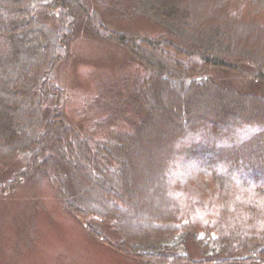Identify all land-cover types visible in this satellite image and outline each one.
Returning <instances> with one entry per match:
<instances>
[{"label": "trees", "instance_id": "1", "mask_svg": "<svg viewBox=\"0 0 264 264\" xmlns=\"http://www.w3.org/2000/svg\"><path fill=\"white\" fill-rule=\"evenodd\" d=\"M134 2L142 16L164 27L162 35L105 29L83 0H0V170L16 164L0 182V193L45 176L89 236L111 245L101 230L110 228L119 247L144 264H264V135L258 142L253 138L264 130V92L241 91L211 76L237 72L264 84V59L233 42L240 21L264 30V19L252 15L264 0H217L221 18L199 31L187 20L195 0ZM84 27L124 47L143 71L127 102L129 126L93 142L81 141L64 120V92L55 73ZM193 95L223 100L221 120L197 113L191 121L192 112L201 110L189 103ZM159 98L177 127L162 139V151L145 150L140 167L133 149L147 129L166 127ZM247 108L254 110L252 118H245ZM150 151L161 154L155 160L161 171L148 166ZM185 168L199 177L188 188L192 199L176 185L175 175ZM144 176L148 187L140 188L139 198ZM151 200H157L153 219L164 224L137 231L122 210ZM189 243L199 257L179 250Z\"/></svg>", "mask_w": 264, "mask_h": 264}, {"label": "rangeland", "instance_id": "2", "mask_svg": "<svg viewBox=\"0 0 264 264\" xmlns=\"http://www.w3.org/2000/svg\"><path fill=\"white\" fill-rule=\"evenodd\" d=\"M83 1L97 15V20L103 27L110 31L129 35L148 34L152 37L165 32L162 25L137 11L140 6L134 0ZM194 4L196 5L193 6ZM194 4L190 6L187 20L197 31L217 23L221 18L219 10L221 7L217 0H195ZM246 5V2H243L245 10ZM239 6L236 5L234 8ZM257 11L252 15L264 19V8H258ZM45 20L47 25L57 27L54 18ZM240 22V32L238 29L234 31L236 38L233 42L236 47L264 59V30ZM86 25L87 23L85 25L83 23V26ZM85 27L76 31L74 39L70 42L67 58L57 66L55 73L57 82L64 92L62 102L64 120L81 141L93 142L129 126L124 121L125 115L131 116L127 102L130 100L131 90L142 78L143 71L132 63L124 47L114 41L92 36L84 31ZM235 73L212 71L211 76L219 83L231 85L241 91L264 92V84L255 79H248L241 73ZM202 97L200 100L193 95V101L186 100L191 105L198 104L201 108L198 112H192L191 121L197 113L206 119L220 121L219 116L225 111V102L221 99L213 102ZM165 102L164 98H159V108H162L160 116L166 127L156 125L153 130L147 129L141 144L133 149L134 154L140 159V167L146 157L145 150L152 146L162 151L160 148L162 139L177 127V124L173 125L168 121ZM234 109L237 111L239 106ZM227 112L232 114L235 111L229 109ZM172 114L176 115L174 111ZM253 114V109H245V118H252ZM263 135L264 130L257 131L253 138L256 137L258 142ZM163 147H166V144ZM224 150L229 151L232 148ZM149 153L154 160L148 158V166L157 167V170L161 171V164L159 167L155 164L156 158L161 154L157 155V152L152 151ZM15 165L0 170V182L9 177L8 172L15 170ZM185 166L189 167L186 164ZM186 168L179 172L178 176L175 175L178 182L176 185L192 199L195 193L188 188L192 182L199 183V177L192 175ZM141 183L137 186L139 198L140 188L148 187V178L144 176ZM93 200L98 198L93 196ZM103 201L107 203L106 200ZM156 201L151 200L149 206L146 202H140L139 205L130 203L124 208L122 213L130 218V226L138 231L148 225L154 228L163 225L164 223H158L153 219L158 215V210L154 206ZM190 206L192 208L195 206L192 200ZM101 230L111 245L89 236L83 224L60 203L48 178L40 174L34 175L33 179L20 182L8 192L0 193V264H144L119 247V239L110 228L102 227ZM179 250H185L194 257L200 256V250L191 243Z\"/></svg>", "mask_w": 264, "mask_h": 264}]
</instances>
